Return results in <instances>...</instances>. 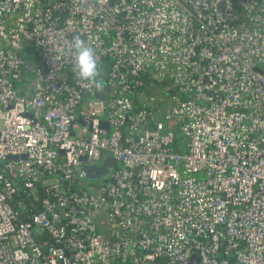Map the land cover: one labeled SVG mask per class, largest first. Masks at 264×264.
<instances>
[{
	"label": "built area",
	"instance_id": "obj_1",
	"mask_svg": "<svg viewBox=\"0 0 264 264\" xmlns=\"http://www.w3.org/2000/svg\"><path fill=\"white\" fill-rule=\"evenodd\" d=\"M192 255L264 264V0H0V264Z\"/></svg>",
	"mask_w": 264,
	"mask_h": 264
},
{
	"label": "clouds",
	"instance_id": "obj_2",
	"mask_svg": "<svg viewBox=\"0 0 264 264\" xmlns=\"http://www.w3.org/2000/svg\"><path fill=\"white\" fill-rule=\"evenodd\" d=\"M74 52V72L77 79L85 82L89 87L99 88L103 81L100 78V67L95 49L88 46L80 37H74L72 41Z\"/></svg>",
	"mask_w": 264,
	"mask_h": 264
},
{
	"label": "water",
	"instance_id": "obj_3",
	"mask_svg": "<svg viewBox=\"0 0 264 264\" xmlns=\"http://www.w3.org/2000/svg\"><path fill=\"white\" fill-rule=\"evenodd\" d=\"M109 88L108 87H105V90H108ZM100 96L103 98V94H100ZM102 124H104L102 122ZM9 159L11 158H14L13 156H8ZM111 159H107L106 162L104 163L103 166L101 167H92V166H89V167H85V171H86V176L89 177V178H96L98 177L102 172L106 171V165L109 163ZM234 260L232 259L230 261V264H234L233 263ZM190 264H195V255H192L191 257V260H190Z\"/></svg>",
	"mask_w": 264,
	"mask_h": 264
},
{
	"label": "trees",
	"instance_id": "obj_4",
	"mask_svg": "<svg viewBox=\"0 0 264 264\" xmlns=\"http://www.w3.org/2000/svg\"><path fill=\"white\" fill-rule=\"evenodd\" d=\"M25 50H26V51H28V50H29V48H28V47H26V48H25ZM25 76H27V77H29V78H30V74H29V72H27V73L25 74ZM27 81H28V80H27Z\"/></svg>",
	"mask_w": 264,
	"mask_h": 264
},
{
	"label": "rangeland",
	"instance_id": "obj_5",
	"mask_svg": "<svg viewBox=\"0 0 264 264\" xmlns=\"http://www.w3.org/2000/svg\"><path fill=\"white\" fill-rule=\"evenodd\" d=\"M84 183L86 182V181H83Z\"/></svg>",
	"mask_w": 264,
	"mask_h": 264
}]
</instances>
